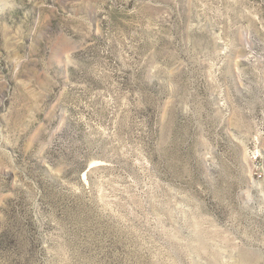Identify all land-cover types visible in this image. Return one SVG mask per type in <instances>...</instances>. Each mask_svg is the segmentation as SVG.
Segmentation results:
<instances>
[{"label": "rangeland", "instance_id": "rangeland-1", "mask_svg": "<svg viewBox=\"0 0 264 264\" xmlns=\"http://www.w3.org/2000/svg\"><path fill=\"white\" fill-rule=\"evenodd\" d=\"M0 264H264V0H0Z\"/></svg>", "mask_w": 264, "mask_h": 264}]
</instances>
